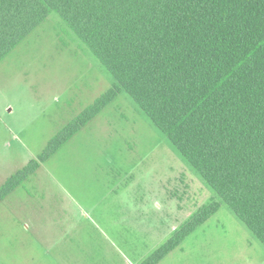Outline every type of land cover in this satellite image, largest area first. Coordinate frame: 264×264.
<instances>
[{"label": "trees", "instance_id": "trees-1", "mask_svg": "<svg viewBox=\"0 0 264 264\" xmlns=\"http://www.w3.org/2000/svg\"><path fill=\"white\" fill-rule=\"evenodd\" d=\"M55 13L114 82L0 186V201L126 93L264 246V0H0V62ZM199 207L140 264L219 209Z\"/></svg>", "mask_w": 264, "mask_h": 264}, {"label": "rangeland", "instance_id": "rangeland-1", "mask_svg": "<svg viewBox=\"0 0 264 264\" xmlns=\"http://www.w3.org/2000/svg\"><path fill=\"white\" fill-rule=\"evenodd\" d=\"M113 82L99 60L50 13L0 62V145L4 150L17 149L13 169L36 158L56 132ZM5 125L11 127L10 139ZM76 136L51 162V177L41 174L46 193L102 196L106 187L99 165L112 158L117 166L132 172L140 186L155 193L162 181L161 193L176 197L184 206L183 221L195 207L220 203L215 214L185 241V257L216 256L219 264H264L263 244L126 93L118 95ZM5 207L0 206V212ZM18 229L7 208V214L0 216V264H26L25 238L13 243L20 235ZM52 263L45 260V264Z\"/></svg>", "mask_w": 264, "mask_h": 264}, {"label": "crops", "instance_id": "crops-1", "mask_svg": "<svg viewBox=\"0 0 264 264\" xmlns=\"http://www.w3.org/2000/svg\"><path fill=\"white\" fill-rule=\"evenodd\" d=\"M86 125L0 201V206L5 204L13 223L19 226L20 235L13 243L18 244V239L25 238L26 264H45V260L53 261L52 264H140L203 205L189 211L183 221L184 206L176 197L164 193L163 188L161 193L162 181L159 193H155L150 187L140 186L133 173L117 166L112 158L99 165L106 187L102 196L46 193L41 174L42 178L51 177L50 169L54 166L51 162ZM1 129L0 126V136ZM4 129L10 139V125ZM12 136L15 139L14 128ZM16 155V148L4 150L0 145V167L3 168L0 186L31 160L13 169ZM6 207L0 216L7 214ZM194 232L157 264H219L216 256L185 257V241Z\"/></svg>", "mask_w": 264, "mask_h": 264}]
</instances>
